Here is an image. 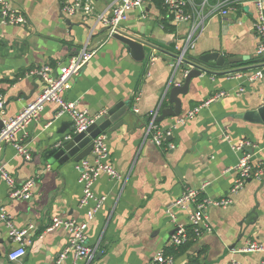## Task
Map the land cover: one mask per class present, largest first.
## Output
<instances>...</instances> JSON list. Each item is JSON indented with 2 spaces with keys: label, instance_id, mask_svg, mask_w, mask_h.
<instances>
[{
  "label": "crops",
  "instance_id": "0c3cea01",
  "mask_svg": "<svg viewBox=\"0 0 264 264\" xmlns=\"http://www.w3.org/2000/svg\"><path fill=\"white\" fill-rule=\"evenodd\" d=\"M70 1L9 0L13 8L23 12L26 22L0 25L3 119L16 116L40 93L45 81L36 71L48 67L47 75L55 76L70 56L84 47L94 50L72 79L65 98L95 116L119 102L127 105L123 125L113 132H103L106 161L118 178L106 174L97 178L92 189L103 200L93 218L87 219L86 211L95 202L80 206L83 187L78 181L77 162L53 169L42 155L53 138L60 136L57 131L69 132L71 119L56 115L57 104H44L37 118L19 133V139L31 151V159L25 160L9 143L3 144L0 152V163L13 177L15 187L35 179L27 200L8 197L9 187L0 179V208L5 209L14 226L32 225L30 243L20 264H149L157 252L171 246L170 237L178 226H189L192 207L174 203L185 187L201 189V197H229L231 202L225 207H208L206 222L210 230H204L187 253L174 258L172 264H184L195 254L200 264H230L232 259L259 264L261 252L240 249L251 240L264 243V173L247 180L237 192H230L241 155L233 143L243 139L252 142L255 146L246 152L252 163L264 170V121L244 117L264 104V57L261 60L256 53L258 39L253 27L258 19L256 0H238L226 15L211 10L221 0H206L203 12L211 13L187 57L219 52L226 58L247 56L240 63H249L232 69L210 63L209 73L192 78L187 93L179 95L178 116L203 106L184 124L175 125L178 116L156 118L160 127L171 132L162 146L147 134V122L151 112L158 110V117L163 108L171 106L170 88L184 81L185 69L182 65L175 68V59L176 45L184 43L188 24L169 20L174 30L168 32L152 0L130 10L121 25L122 32L149 44L145 57L138 61L112 36L98 40L106 27L101 17L110 15L113 0H86L92 5L90 15L82 9L68 13ZM204 1L194 0L197 6ZM260 1L264 12V0ZM151 48L156 50V58L148 63ZM258 70L262 77L248 78ZM220 92L225 95L213 99ZM165 143L173 144V148ZM87 158H92V153ZM53 217L85 222L87 244L95 248L92 259L75 258L69 251L59 260L69 233L62 226L49 228ZM15 246L5 221L0 219L2 261Z\"/></svg>",
  "mask_w": 264,
  "mask_h": 264
},
{
  "label": "built area",
  "instance_id": "2783aa9c",
  "mask_svg": "<svg viewBox=\"0 0 264 264\" xmlns=\"http://www.w3.org/2000/svg\"><path fill=\"white\" fill-rule=\"evenodd\" d=\"M151 0H113L111 4V12L108 17L102 16L104 24L108 30V36L122 32L121 25L127 19V14L130 10L140 8ZM238 0H221L211 10H218V13L226 15L230 10L235 9ZM163 6L166 8L167 16L174 24H188V29L184 35V43L176 45L177 56L175 59V68L184 63L187 57V52L194 48L195 41L200 32L204 28L205 20L209 14H204L203 8L207 3L205 0L202 4L196 5L194 0H162ZM258 11V19L254 24V31L257 36L256 53L260 57L264 53V12L262 2L256 0ZM77 9H82L86 15L92 13V5L86 0H71L66 6L68 13H73ZM26 22V17L22 11L12 7L9 0H0V25H22ZM94 50L82 48L76 54L70 56L66 63L58 68L55 76L47 75L50 71L48 67H43L36 73L40 74L45 81V85L40 93L14 117L3 119L4 115V99L0 96V152L3 144H11L16 152L25 160L31 159V151L26 144L19 139V133L23 132L25 126L35 120L44 107V104L52 102L58 105L57 116L67 115L74 124L75 132H82L94 122L97 116L90 115L86 110H81L76 103L65 98V92L71 88L72 79L79 75L81 69L87 64L94 54ZM156 50L151 48L147 53V62L151 63L156 58ZM190 67V66H189ZM189 67L184 70V76L189 71ZM30 72V74H33ZM236 77L240 76L235 74ZM262 77L260 70L250 75L249 79ZM239 92L243 91L242 87L238 88ZM225 92H220L215 97L223 96ZM202 105L196 106L186 114L175 118L176 124H184L195 113H197ZM134 111H138L137 108ZM158 110L151 112L147 122V134L151 135L152 140L159 146L164 145V142L171 134L169 128L160 127L157 124ZM229 142L228 136H224ZM106 136L101 133L93 139L92 158H84L77 162L76 168L79 172L78 181L83 187V196L80 201V206H84L88 201L93 200L95 205L86 211V218L91 219L100 207L103 198H97L93 192L94 182L101 174H106L112 178H118L117 171L106 161L108 152L105 143ZM169 148H173V144L165 143ZM255 145L249 140H240L237 144H232V147L241 152L237 164L235 165L236 178L230 189L231 194L237 192L247 180L252 178H260L264 170L260 164H253L251 156L246 152L248 147ZM0 179L5 181L9 187L8 197L29 199L32 196V188L35 183L34 178L27 179L21 186L15 187L13 177L0 163ZM201 189L185 187L179 198L174 202L180 206H191L189 213V226L192 227L197 236L204 230H210L207 225V209L210 206L225 207L231 202V198L225 197L221 199H213L200 196ZM0 219L5 221L10 238L16 244L6 256V261L0 258V264H20L22 258L26 254V246L30 243L28 239L29 231L32 225L24 228L16 227L10 222L6 215L5 209L0 208ZM62 226L68 233V244L65 250L60 254L59 260L64 258L69 251H72L75 258L90 260L95 254V248L87 244L85 235V222H77L75 220H63L53 217L49 228ZM187 238L186 226H178L170 237L171 245H179ZM241 252H261L262 260L259 264H264V243L259 241H249L241 249ZM174 258L171 255H165L164 251L157 252L149 264H172ZM59 262V261H58ZM230 264H241L238 260L232 259Z\"/></svg>",
  "mask_w": 264,
  "mask_h": 264
},
{
  "label": "water",
  "instance_id": "95a60500",
  "mask_svg": "<svg viewBox=\"0 0 264 264\" xmlns=\"http://www.w3.org/2000/svg\"><path fill=\"white\" fill-rule=\"evenodd\" d=\"M108 34L107 27L102 31V35L98 40H102ZM113 38L122 42L131 56L140 61L145 57V46H149L146 42L126 32H120L112 35ZM264 53L260 56L262 60ZM247 56L230 57L226 58L219 52H207L198 56H188L184 63L189 67V71L184 76V81L180 85H173L168 94V101L170 107L163 108L157 120H162L166 116H178L181 113V99L179 95L187 93L189 83L192 78L199 77L202 73H209L210 63L214 67L221 69H232L238 63L246 60ZM41 77V76H40ZM127 105L124 102H119L107 110L104 114L96 117L87 129L82 132L74 131V124L71 121L67 129L57 131L60 136L53 138L43 150V158L46 159L47 164L51 165L53 169L57 168L60 164L67 162H79L91 154L93 148V139L103 132H113L123 125ZM249 120L262 122L264 121V104L261 105L257 111L248 113L244 116ZM1 126V121H0ZM255 210L253 209V212ZM255 213V212H254Z\"/></svg>",
  "mask_w": 264,
  "mask_h": 264
},
{
  "label": "trees",
  "instance_id": "16d2710c",
  "mask_svg": "<svg viewBox=\"0 0 264 264\" xmlns=\"http://www.w3.org/2000/svg\"><path fill=\"white\" fill-rule=\"evenodd\" d=\"M153 3L160 9L162 18L160 19V23L163 25V27L168 32H173L174 25L169 23L170 17L167 16L166 8L163 6L162 0H152ZM187 58V57H186ZM249 63L248 61H245L243 63H239L236 66L245 65ZM183 69L187 68V64H182ZM187 228V238L185 241H183L181 244L175 246L171 245L170 247L166 248L164 250L165 255H171L173 258H176L184 253H187V251L192 247V245L196 242L198 236L194 232L191 226H186ZM184 264H200L198 259V254H195L194 256H189L187 261Z\"/></svg>",
  "mask_w": 264,
  "mask_h": 264
}]
</instances>
